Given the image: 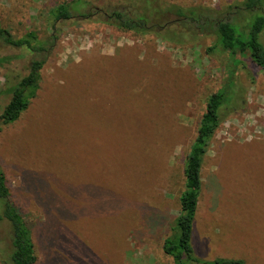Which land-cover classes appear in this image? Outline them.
<instances>
[{"label": "rangeland", "instance_id": "obj_1", "mask_svg": "<svg viewBox=\"0 0 264 264\" xmlns=\"http://www.w3.org/2000/svg\"><path fill=\"white\" fill-rule=\"evenodd\" d=\"M71 1L0 0V23L15 36L31 30L46 38L49 11ZM87 1L92 11L107 12L128 0ZM232 1L240 0L159 4L220 8ZM56 28L36 97L15 123L0 122V168L32 233L37 264H173L162 244L178 215L184 159L206 101L219 89L234 100L221 111L203 160L192 246L204 261L264 264V70L244 62L229 87L227 54L207 53L213 37L185 29L175 30L185 38L171 43L80 18ZM0 58L1 116L29 55L0 48ZM128 58L140 69L131 80H146L158 108L146 113L124 87L120 70L131 72ZM10 255V226L2 221L0 264H12Z\"/></svg>", "mask_w": 264, "mask_h": 264}, {"label": "trees", "instance_id": "obj_2", "mask_svg": "<svg viewBox=\"0 0 264 264\" xmlns=\"http://www.w3.org/2000/svg\"><path fill=\"white\" fill-rule=\"evenodd\" d=\"M137 2L140 7L136 8ZM89 7L91 6L87 0H73L56 5L48 13L51 25L50 34L46 38L31 30L15 36L0 23V48L21 50L29 55L25 75L15 77L17 81L8 88L10 100L0 116L3 126L15 123L28 110L37 95L41 73L57 41L56 25L75 18L105 23L119 31L137 36L157 37L171 43H179L185 38L175 30L185 29L192 34L210 35L214 43L207 48V53L218 50L227 54L231 66L227 75L229 87L236 71L241 66L246 68L244 62L257 70H264V0L232 1L220 8L181 7L175 4L161 6L159 0H128L120 9L114 8L107 12L100 7L92 11V7ZM87 8L88 13H82ZM173 25L176 27L168 30ZM162 30L166 34L159 35L158 32ZM5 60L0 58V64ZM129 61L133 65L131 72L120 70L124 87L133 92L135 104L146 113L150 106L158 108L160 98L151 94L150 89L147 92L146 80L142 78L137 83L131 80L140 69L131 58ZM109 66L105 64L94 67L91 71L84 72L80 79ZM83 80L86 79L80 81ZM232 94L233 92L230 96V91L219 89L208 97L195 138L185 156L183 186L178 197V215L170 225L169 234L162 244L163 253L171 258L173 264H245L241 259L225 257L211 261L201 260L196 257L192 246L194 221L203 190V160L222 122L221 111L234 100ZM134 144L136 166L140 167L145 161V157L139 153L141 139L137 137ZM2 221L8 222L10 226L11 263L37 264L32 233L11 200L5 174L0 168V222ZM64 258L67 259L66 256ZM74 262L81 264L77 258Z\"/></svg>", "mask_w": 264, "mask_h": 264}]
</instances>
